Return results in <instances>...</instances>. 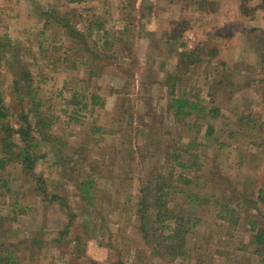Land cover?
Here are the masks:
<instances>
[{
  "label": "rangeland",
  "instance_id": "obj_1",
  "mask_svg": "<svg viewBox=\"0 0 264 264\" xmlns=\"http://www.w3.org/2000/svg\"><path fill=\"white\" fill-rule=\"evenodd\" d=\"M0 43L8 121H48L0 170V264H264L261 0H0Z\"/></svg>",
  "mask_w": 264,
  "mask_h": 264
},
{
  "label": "trees",
  "instance_id": "obj_2",
  "mask_svg": "<svg viewBox=\"0 0 264 264\" xmlns=\"http://www.w3.org/2000/svg\"><path fill=\"white\" fill-rule=\"evenodd\" d=\"M261 2L264 4V0H261ZM64 19V18H63ZM8 43H0V53L8 51ZM185 52V51H184ZM186 53V52H185ZM184 53V55H185ZM187 56H189L188 53H186ZM194 59H191V62ZM195 62V60L193 61ZM21 78L15 79L14 83L17 84L20 83ZM18 80V81H17ZM173 82V77L172 75H168L166 83H171ZM28 89H32V85L30 83L27 84ZM174 87L171 86V92L174 91ZM32 91H27L25 93L26 96H31V100L33 102V95ZM89 99L88 103L89 104H101V96H99L96 93H90L89 94ZM87 101V100H86ZM76 102V101H74ZM72 101V103H74ZM77 104V102H76ZM84 106L87 105L85 102L83 104ZM168 107L173 109L174 116H185V115H190L191 110L198 109L199 106L196 103H192L187 97H184V95H178L176 96L174 93H171V99L170 103L168 104ZM36 107L34 109L32 117L34 119L28 118V112L25 114H22V111L19 114L20 119L18 120V126L14 127L9 121H8V109L7 106L4 102L3 96L0 93V170L6 165L7 161L11 158L10 154L13 152V149H17L16 154H17V160L22 166V170L26 172H30L33 170L34 163L37 159L36 157V143L35 139L37 137V133L40 134V131L42 127H47L48 128V121H44L43 118L41 117V114L37 111ZM206 107L204 106L202 110H204ZM210 112H212L210 110ZM211 128V127H209ZM15 136H17L18 141H16ZM14 153V152H13ZM15 154V153H14ZM15 159V158H13ZM182 166H185V163H180ZM1 178V176H0ZM85 181H80L78 183L79 190L81 192V196H87L89 197L90 191H89V186L87 185L86 187H81L84 184ZM38 186L40 187V190L43 192L44 196L48 199H56L58 198L57 195L50 194L48 195L46 193L45 188L43 187L42 183H38ZM260 200H264V194L259 197ZM141 207L138 209V213L140 214V218H143V214L146 211V208L144 206H147V201L145 199V196L141 198V201L139 202ZM264 227H262L260 230L256 232L254 235L257 240H260L262 242V238L264 235ZM263 229V232L260 233ZM258 233V234H257ZM260 233V234H259ZM7 257H5V261H9V252L7 253Z\"/></svg>",
  "mask_w": 264,
  "mask_h": 264
}]
</instances>
